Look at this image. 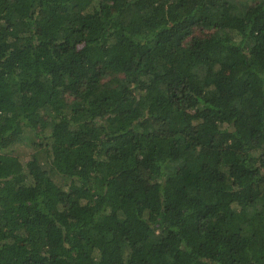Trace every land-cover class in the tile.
<instances>
[{"label":"trees","instance_id":"obj_1","mask_svg":"<svg viewBox=\"0 0 264 264\" xmlns=\"http://www.w3.org/2000/svg\"><path fill=\"white\" fill-rule=\"evenodd\" d=\"M0 264H264V0H0Z\"/></svg>","mask_w":264,"mask_h":264},{"label":"rangeland","instance_id":"obj_2","mask_svg":"<svg viewBox=\"0 0 264 264\" xmlns=\"http://www.w3.org/2000/svg\"><path fill=\"white\" fill-rule=\"evenodd\" d=\"M18 153V152H17Z\"/></svg>","mask_w":264,"mask_h":264}]
</instances>
